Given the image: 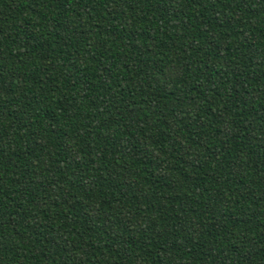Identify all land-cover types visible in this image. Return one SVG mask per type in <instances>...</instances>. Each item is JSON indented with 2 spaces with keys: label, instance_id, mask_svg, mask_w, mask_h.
Here are the masks:
<instances>
[{
  "label": "trees",
  "instance_id": "trees-1",
  "mask_svg": "<svg viewBox=\"0 0 264 264\" xmlns=\"http://www.w3.org/2000/svg\"><path fill=\"white\" fill-rule=\"evenodd\" d=\"M0 264H264V0H0Z\"/></svg>",
  "mask_w": 264,
  "mask_h": 264
}]
</instances>
